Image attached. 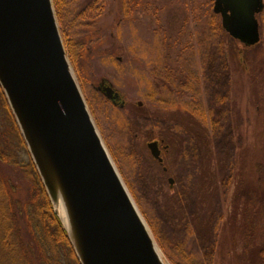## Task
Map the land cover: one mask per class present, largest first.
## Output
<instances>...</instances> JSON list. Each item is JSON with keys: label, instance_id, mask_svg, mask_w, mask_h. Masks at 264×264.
Wrapping results in <instances>:
<instances>
[{"label": "rangeland", "instance_id": "374dc122", "mask_svg": "<svg viewBox=\"0 0 264 264\" xmlns=\"http://www.w3.org/2000/svg\"><path fill=\"white\" fill-rule=\"evenodd\" d=\"M214 1L68 0L60 28L84 45V55L79 52L78 59L84 81L80 83L75 74L104 144L166 264H172L168 256L177 264H205L210 259L213 264H233L227 254L221 255V249L217 254L211 243L220 226L235 221V215L238 220L231 223L230 230L233 237L242 233L240 218L247 216L241 201L250 197L245 185L234 180L235 156L244 136L250 142L255 139L262 118L249 108L245 94L240 113L222 103L229 85L221 71L230 61L224 50L227 38L215 31V23L221 24V19L213 12ZM258 20L260 42L237 44L247 67L260 68L258 75L264 76V10ZM104 81L120 93L123 106L121 101L114 104L105 97L99 89ZM242 84L235 86L238 95L243 93ZM139 102L164 111L190 107L195 113L191 118V122L196 120L195 129L205 130L208 138L196 141V147L189 134L175 129L182 139L175 136L177 140L170 141V152L163 153L159 168L142 158V154L153 157L128 128L131 110ZM242 115L251 119L246 131ZM143 123L151 129L157 122L148 118ZM158 126L166 129L163 123ZM155 130L160 136L159 129ZM16 131L11 120L2 131V137L12 142L9 151L19 146ZM248 151L255 154L251 145ZM16 172L19 177L21 172ZM168 192L174 199L167 200ZM255 226L258 231L263 224Z\"/></svg>", "mask_w": 264, "mask_h": 264}, {"label": "water", "instance_id": "95a60500", "mask_svg": "<svg viewBox=\"0 0 264 264\" xmlns=\"http://www.w3.org/2000/svg\"><path fill=\"white\" fill-rule=\"evenodd\" d=\"M263 10L264 0L213 6L223 29L246 46L261 40ZM0 85L80 263L166 264L92 117L53 0H0ZM99 89L114 104L122 100L105 81ZM148 148L163 163L160 142ZM59 196L69 228L56 210Z\"/></svg>", "mask_w": 264, "mask_h": 264}, {"label": "trees", "instance_id": "16d2710c", "mask_svg": "<svg viewBox=\"0 0 264 264\" xmlns=\"http://www.w3.org/2000/svg\"><path fill=\"white\" fill-rule=\"evenodd\" d=\"M53 2L61 28L68 0H53ZM215 31H219L223 37L227 38V42L224 41V50L227 51L226 57L230 61V64L223 67L221 71L222 77L227 80L229 85V93L222 103L227 102L236 107L235 109L240 113L242 98L245 94L244 99H248L249 108H254V113H257L262 121H260L258 129L255 128L257 129L255 139L252 138L250 142L244 136L235 156L234 180L237 179L236 181L245 185L250 197V199L246 198L241 201L243 213H247V216L240 218L243 231L233 237L230 225L238 220L235 215V221L228 220L220 226V230L218 229L216 232L214 242L211 244L217 254H219L218 249H221V255L223 252L227 254L233 264H252L250 260L253 261V264H264V92H262L264 76L258 75L260 68L256 71L253 67H247L240 56L241 45L223 31L218 21L215 23ZM61 32L68 57L80 83H82L78 59L80 58L79 52L82 56L84 55V45L71 39L69 34L62 29ZM232 63L233 67H231ZM240 81L243 83L242 95H238L235 91V86ZM255 88L256 92H254ZM0 99V264H81L68 232L55 212L41 181L1 85ZM185 109V111L180 109L164 111L158 107L155 109L137 105L131 110L132 116L127 121L128 128L142 147L147 145L150 140H163L168 145L164 154L170 152L172 145L170 141L177 140L174 137L179 136L178 133L189 134V138L193 139L196 146V141L198 142L202 137L208 138V135L204 132L205 130L195 129L194 121L196 120L191 122L195 113L193 110L191 111L190 107H185ZM148 118L157 122L151 129H147L143 123V120ZM233 118L235 120L236 115ZM10 120L11 123H14L16 134L19 136V146L14 151H9L7 148L12 143L11 140L4 139L5 135L2 137V131ZM242 121L244 122L243 129L246 131V125L251 119L242 115ZM159 122L166 125V129L158 126ZM189 123L190 125H188ZM237 123L239 124L238 120ZM155 128L159 129L160 136L156 134ZM175 129L178 130V133ZM165 130H168L166 135L163 134ZM2 138L5 142L1 140ZM177 138L182 139V137ZM250 145L252 150L255 148V154L254 151L249 154ZM144 149H147V146ZM196 150L198 151L197 148ZM142 155V158L146 157L147 161L152 160L159 168L161 167L162 164L155 161L150 155ZM165 159L167 160V157ZM169 164H172L171 161ZM17 170L21 172V177H18ZM11 172L17 173L14 175L15 177ZM166 198L167 200L174 199L171 193ZM258 222L260 226L262 224L263 226L258 230L259 236L257 237L258 231L255 224L258 226ZM238 237L241 238L238 240ZM259 237L261 238L258 239ZM168 257L172 264H177L171 259V256ZM210 260L205 264H213V260Z\"/></svg>", "mask_w": 264, "mask_h": 264}, {"label": "bare ground", "instance_id": "6f19581e", "mask_svg": "<svg viewBox=\"0 0 264 264\" xmlns=\"http://www.w3.org/2000/svg\"><path fill=\"white\" fill-rule=\"evenodd\" d=\"M56 210L59 213V215L62 217L66 226L69 228L70 223L68 221L67 208H66V205H65V202L62 196L58 197V200L56 202Z\"/></svg>", "mask_w": 264, "mask_h": 264}, {"label": "flooded vegetation", "instance_id": "af4514ba", "mask_svg": "<svg viewBox=\"0 0 264 264\" xmlns=\"http://www.w3.org/2000/svg\"><path fill=\"white\" fill-rule=\"evenodd\" d=\"M164 151V150H163Z\"/></svg>", "mask_w": 264, "mask_h": 264}]
</instances>
